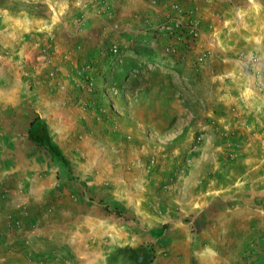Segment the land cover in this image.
Here are the masks:
<instances>
[{
	"label": "crops",
	"instance_id": "0c3cea01",
	"mask_svg": "<svg viewBox=\"0 0 264 264\" xmlns=\"http://www.w3.org/2000/svg\"><path fill=\"white\" fill-rule=\"evenodd\" d=\"M60 12L70 13L73 23L57 17L51 24L50 14ZM78 12L81 19L75 18ZM166 18L180 24L178 39L192 47L191 57L215 63L216 75L236 95V136L264 139V0H0V264H106L113 248L136 247L131 224L109 212L113 205L125 211L132 204L124 200L123 178L114 182L110 168L72 160L54 136L67 164L51 163L41 144L51 133L43 130L56 125L59 131L57 125L72 119L75 110L66 105L68 99L50 98L60 78L48 77L47 67L33 60L54 29L68 70L92 60L105 37H120L127 46L137 35L174 41L163 29ZM63 73L61 81L67 83L71 75ZM51 106L59 112L52 114ZM252 149L239 170L221 172L210 187L206 181L192 201L208 220L199 231L204 241L190 239L188 228L176 229L168 245L154 243L151 264H264V226L250 230L264 212L252 203L264 195V151ZM240 191L247 194L233 196ZM223 193L228 197L219 198ZM47 201L51 211L40 209ZM30 220L41 222L29 229ZM43 222L49 226L41 228ZM229 222L253 242L249 250L250 239L239 247L238 263L236 244L225 247L223 255L218 247Z\"/></svg>",
	"mask_w": 264,
	"mask_h": 264
},
{
	"label": "rangeland",
	"instance_id": "374dc122",
	"mask_svg": "<svg viewBox=\"0 0 264 264\" xmlns=\"http://www.w3.org/2000/svg\"><path fill=\"white\" fill-rule=\"evenodd\" d=\"M50 15L53 16L51 24L57 17L61 23H73L68 12ZM78 17L81 19L80 12L75 15ZM168 23L172 25L165 30ZM163 24H166L163 28L166 33L176 34L172 36L174 41L160 42L155 35L150 38L137 35L130 41L132 46H127L120 37H105L94 50L97 54L92 60L70 70L63 66L66 61L59 55L56 30H50L43 51L33 60L38 67H47L48 77L60 78L50 88V98L66 102L68 99L66 105L75 110L72 119L57 125L59 131L56 125L43 130L51 133L49 139L41 142L51 156V163L67 164L52 139L54 136L71 151L72 160L84 165L88 161L96 162L110 168L114 182L123 178L124 200L132 204L125 211L113 205L109 212L118 221L131 224L136 235L134 246L148 248H153L154 243L168 245L169 234L182 227L189 229L190 239L203 242L205 237L199 231L208 220L200 216V206L192 201L201 189L204 191L206 181L210 187L220 180L221 172L234 167L239 170L252 148L257 146L264 151V139L241 140L236 136V113L239 112L236 95L216 75L218 66L209 64L206 56L191 57L192 47L178 39L180 24L174 27L176 23L168 19ZM126 48L136 49L145 58L154 60L145 62ZM125 56L138 63L124 74L117 66ZM63 72L71 75H66L67 83L61 81ZM50 110L52 114L59 112L54 106ZM40 128L32 132L39 134ZM238 194L245 196L247 192L240 191L233 196ZM227 197L223 193L219 198ZM255 198L258 200H252L254 206L264 211V195ZM50 203L47 201L40 209L48 207L51 211ZM39 222L30 220L26 228L33 229ZM233 223L229 222L227 232L221 234L218 247L223 255L225 247L230 249L236 244L238 263L242 257L239 247H244L252 238L233 230ZM253 225L264 226V212L250 225V230ZM45 226L49 224L43 222L41 228ZM209 235L213 239L211 231ZM252 244V240L246 244L248 250Z\"/></svg>",
	"mask_w": 264,
	"mask_h": 264
},
{
	"label": "trees",
	"instance_id": "16d2710c",
	"mask_svg": "<svg viewBox=\"0 0 264 264\" xmlns=\"http://www.w3.org/2000/svg\"><path fill=\"white\" fill-rule=\"evenodd\" d=\"M126 51H130L134 56L142 58L143 61L154 60V58H145V55L141 54L138 50L132 48H126ZM138 63L134 58L125 56L118 64L119 69H123V73L129 72L130 69L135 68V64ZM120 74L116 75L119 76ZM39 138V135H36ZM45 140V138H44ZM108 207V206H107ZM156 253L153 248H148L144 245H138L132 247L129 245L118 247L113 252L108 253L106 257V264H151Z\"/></svg>",
	"mask_w": 264,
	"mask_h": 264
},
{
	"label": "built area",
	"instance_id": "2783aa9c",
	"mask_svg": "<svg viewBox=\"0 0 264 264\" xmlns=\"http://www.w3.org/2000/svg\"><path fill=\"white\" fill-rule=\"evenodd\" d=\"M173 8L174 9H176V10H178V7H177V5H175V4H173ZM172 25V24H171ZM174 27H177V24H175L174 25ZM192 31V33H193V35H195V33H196V31L193 29V30H191ZM114 52H116L117 50H116V48H114V50H113Z\"/></svg>",
	"mask_w": 264,
	"mask_h": 264
}]
</instances>
